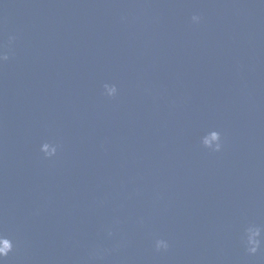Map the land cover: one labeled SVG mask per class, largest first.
<instances>
[{
    "label": "water",
    "instance_id": "95a60500",
    "mask_svg": "<svg viewBox=\"0 0 264 264\" xmlns=\"http://www.w3.org/2000/svg\"><path fill=\"white\" fill-rule=\"evenodd\" d=\"M0 50L3 264H264V0H0Z\"/></svg>",
    "mask_w": 264,
    "mask_h": 264
},
{
    "label": "clouds",
    "instance_id": "9594fccd",
    "mask_svg": "<svg viewBox=\"0 0 264 264\" xmlns=\"http://www.w3.org/2000/svg\"><path fill=\"white\" fill-rule=\"evenodd\" d=\"M198 16H193L192 20L193 22L199 21ZM10 40L12 37L9 38ZM7 53L0 50V63H3L4 61L8 60ZM117 94V87L115 85H104L103 95L106 97H114ZM200 144L212 151V152H219L222 148L221 143V136L217 132H213L211 136H203L200 138ZM59 145L55 143L50 142H44L40 144L39 151L43 153V155L46 158L54 157L57 154ZM111 235V232L108 233ZM262 239L260 236V230L255 227H249L245 230L244 237H243V243L246 247V251L249 254H255L258 250V248L261 247ZM169 247L168 241L164 239H156L154 241V248L157 251L160 250H167ZM13 249V243L10 239L7 237L0 235V264H3L4 258L8 256L9 252H11Z\"/></svg>",
    "mask_w": 264,
    "mask_h": 264
}]
</instances>
